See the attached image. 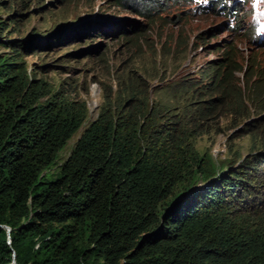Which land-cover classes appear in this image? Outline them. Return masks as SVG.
I'll return each mask as SVG.
<instances>
[{"label":"trees","instance_id":"trees-1","mask_svg":"<svg viewBox=\"0 0 264 264\" xmlns=\"http://www.w3.org/2000/svg\"><path fill=\"white\" fill-rule=\"evenodd\" d=\"M15 4L19 13L28 5L0 0V11ZM15 14L0 17V264H264V116L247 119L252 148L227 166L195 145L208 122L243 116L242 107L249 116L235 72L246 87L255 78L250 102L264 110L256 58L253 67L228 45L183 114L148 107V89L135 83L122 102L107 99L58 164L88 107L27 71L24 50L37 45L12 36Z\"/></svg>","mask_w":264,"mask_h":264},{"label":"rangeland","instance_id":"rangeland-1","mask_svg":"<svg viewBox=\"0 0 264 264\" xmlns=\"http://www.w3.org/2000/svg\"><path fill=\"white\" fill-rule=\"evenodd\" d=\"M25 1L28 5L21 13L18 11L21 4H15L12 9H2L0 17L6 19L7 10L11 16L16 13L18 32L12 36L37 45L34 51L24 50L27 71L52 90L85 100L88 107L83 126L59 152L58 164L67 157L84 126L96 118L107 99L115 104L122 102L130 96L135 83H140L142 92L148 89V107L170 116L189 111L187 107L202 98L198 91L210 88L205 85L208 62L224 56L232 43H237L244 62L249 60L253 67L255 57L258 68L255 66L253 70L260 69L264 74L263 43L252 41L246 31L255 12L264 7V0H239L237 13L232 16L227 15V9H224L226 14L202 11L200 0L191 4L177 0L170 10V14L177 15L175 21H169L168 17L161 19L159 14L152 17L135 14L128 7L118 5V0ZM207 7L211 8L210 4ZM96 15L119 17L126 24L101 20ZM116 27L124 31H115ZM12 29L10 26L3 34ZM68 31L72 32L67 36ZM221 45L223 48L219 49ZM7 51L0 47V54ZM251 77H247V87L240 72H235L231 80L233 86L245 92L244 106L252 107L249 116L243 107V116L225 113L208 122L195 139L196 148L208 152L216 165L234 163L238 155H246L252 148L251 135L243 127L247 119L263 117L264 110L251 105L249 89L253 88L255 79ZM180 82L199 84V87L191 92L180 86Z\"/></svg>","mask_w":264,"mask_h":264},{"label":"clouds","instance_id":"clouds-1","mask_svg":"<svg viewBox=\"0 0 264 264\" xmlns=\"http://www.w3.org/2000/svg\"><path fill=\"white\" fill-rule=\"evenodd\" d=\"M121 1L124 6L128 7L135 14L141 15L140 13H145L150 10L151 12L155 13L154 15H158V14L159 16L162 15L161 19L168 17L169 21H175L177 18V15L174 12L170 14L171 5L176 3L177 0H121ZM184 1L185 3L188 4H191L193 2V0H184ZM195 1L197 2L198 0ZM203 1L205 2L203 5H200L198 2L200 8L203 6L207 7V5L210 4V6L214 7L213 10L216 11L218 14L227 13L228 16H232L233 13L234 14L237 13V10L239 8V6L237 5L239 0H203ZM241 1L244 2L245 0H241ZM224 9H227L226 13L224 12ZM96 16L100 17L99 19L101 20L109 21L110 19L111 21H117L119 23H122V25L126 24V22L122 21L119 17L111 16L110 18H106V17L104 18L101 15H96ZM248 25L249 26L246 28L247 29L246 31L250 33V39L254 42L263 43L264 45V33L259 32L256 29V25L254 23L249 22ZM233 26H235V24ZM237 26L238 25H236V27ZM236 27H233V29ZM115 31L123 32L124 30L120 29L119 27H116Z\"/></svg>","mask_w":264,"mask_h":264},{"label":"water","instance_id":"water-1","mask_svg":"<svg viewBox=\"0 0 264 264\" xmlns=\"http://www.w3.org/2000/svg\"><path fill=\"white\" fill-rule=\"evenodd\" d=\"M7 230L9 231V228ZM11 264H16L15 259L12 260Z\"/></svg>","mask_w":264,"mask_h":264},{"label":"bare ground","instance_id":"bare-ground-1","mask_svg":"<svg viewBox=\"0 0 264 264\" xmlns=\"http://www.w3.org/2000/svg\"><path fill=\"white\" fill-rule=\"evenodd\" d=\"M11 264V263H10Z\"/></svg>","mask_w":264,"mask_h":264}]
</instances>
